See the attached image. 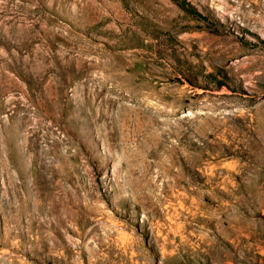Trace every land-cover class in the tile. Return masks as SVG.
<instances>
[{"label":"rangeland","instance_id":"374dc122","mask_svg":"<svg viewBox=\"0 0 264 264\" xmlns=\"http://www.w3.org/2000/svg\"><path fill=\"white\" fill-rule=\"evenodd\" d=\"M0 264H264V0H0Z\"/></svg>","mask_w":264,"mask_h":264}]
</instances>
